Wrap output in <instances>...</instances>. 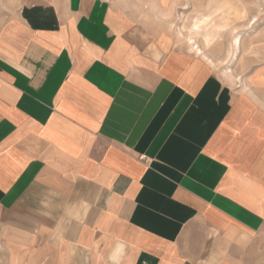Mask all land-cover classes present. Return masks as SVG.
<instances>
[{"label":"crops","instance_id":"0c3cea01","mask_svg":"<svg viewBox=\"0 0 264 264\" xmlns=\"http://www.w3.org/2000/svg\"><path fill=\"white\" fill-rule=\"evenodd\" d=\"M171 2L0 0V264H264V38L228 71Z\"/></svg>","mask_w":264,"mask_h":264},{"label":"rangeland","instance_id":"374dc122","mask_svg":"<svg viewBox=\"0 0 264 264\" xmlns=\"http://www.w3.org/2000/svg\"><path fill=\"white\" fill-rule=\"evenodd\" d=\"M171 3L164 7L156 4V32L166 30L174 43L195 52L201 49L207 61L217 57L219 65L228 71L235 66L244 43L258 46L264 38V0H172ZM236 38L240 40L238 45Z\"/></svg>","mask_w":264,"mask_h":264},{"label":"bare ground","instance_id":"6f19581e","mask_svg":"<svg viewBox=\"0 0 264 264\" xmlns=\"http://www.w3.org/2000/svg\"><path fill=\"white\" fill-rule=\"evenodd\" d=\"M235 40H236V41H235V44L238 45V44L240 43L239 38H236ZM200 50H201V49L198 50V53L202 54V51H200Z\"/></svg>","mask_w":264,"mask_h":264}]
</instances>
